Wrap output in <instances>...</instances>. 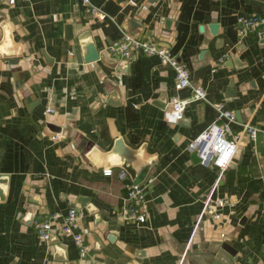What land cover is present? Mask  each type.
<instances>
[{
    "label": "crops",
    "instance_id": "1",
    "mask_svg": "<svg viewBox=\"0 0 264 264\" xmlns=\"http://www.w3.org/2000/svg\"><path fill=\"white\" fill-rule=\"evenodd\" d=\"M90 1L97 12L82 0H0V264H264V37L235 27L240 14L264 16V0ZM123 31L165 45L207 100L175 111L171 96L190 89L175 88L156 54L112 56ZM218 102L233 128L259 127L222 171L187 149ZM136 179L141 223L121 214ZM72 206L85 257L71 236L39 239L32 224Z\"/></svg>",
    "mask_w": 264,
    "mask_h": 264
},
{
    "label": "built area",
    "instance_id": "2",
    "mask_svg": "<svg viewBox=\"0 0 264 264\" xmlns=\"http://www.w3.org/2000/svg\"><path fill=\"white\" fill-rule=\"evenodd\" d=\"M82 1L88 5L92 12L99 10L90 0ZM235 27L239 36L264 37V16L258 13L240 14L237 16ZM108 50L112 56L122 59H130L139 54H156L163 64L171 66L175 73V88L190 89L188 96L182 97L178 94L171 96L170 104L175 111L182 110L190 101L207 100L205 88L193 83L191 73L185 63L158 41L138 37L123 31L119 38L109 43ZM214 105L217 110L216 117L189 142L187 149L189 151L196 150L200 162L203 164H213L222 171L232 161L241 139L248 137L250 140H255L259 127L244 122L241 127L235 129L232 127V123L236 121L234 110L226 108L222 102L214 103ZM53 112L54 108L46 107L47 114ZM51 137L57 139L59 133L53 132ZM112 171L113 169L110 166L103 168L105 175H110ZM128 175L127 169L124 167H120L117 171L119 179H123ZM144 186L142 182L129 181L125 183L124 203L121 208V214L125 219L135 220L139 223L145 221L147 217V199ZM210 202V199L205 200L204 210ZM215 202L218 205H223L226 200L218 198ZM213 216L219 218L220 213L215 212ZM79 217V211L72 206L65 213L53 212L34 217L32 224L39 239L49 240L55 233L71 236L80 256L85 257L89 246L85 239V232L78 227ZM56 220L59 221L55 222Z\"/></svg>",
    "mask_w": 264,
    "mask_h": 264
},
{
    "label": "water",
    "instance_id": "3",
    "mask_svg": "<svg viewBox=\"0 0 264 264\" xmlns=\"http://www.w3.org/2000/svg\"><path fill=\"white\" fill-rule=\"evenodd\" d=\"M213 26H214V27H213ZM213 26H212V27L215 28V27H216V24H214ZM67 28H70V26H67ZM66 36L69 37V38H71V37H73V34H72L71 32H68ZM91 58H93V57H89V58H87V59H91ZM207 67H208V65H204V66L200 67V69H198V70L196 71V75H197L199 72L204 71ZM43 101H44V100H42V102H43ZM191 157H192L193 161H200V157H199V155H198V153H197L196 150L191 151ZM139 180H140V179H136L135 182H139ZM211 197H212V199H215V198H216V193H215L214 191H212ZM223 247H226V246L223 245Z\"/></svg>",
    "mask_w": 264,
    "mask_h": 264
}]
</instances>
